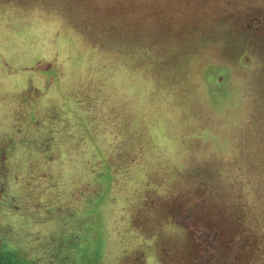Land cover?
Wrapping results in <instances>:
<instances>
[{"label": "rangeland", "instance_id": "rangeland-1", "mask_svg": "<svg viewBox=\"0 0 264 264\" xmlns=\"http://www.w3.org/2000/svg\"><path fill=\"white\" fill-rule=\"evenodd\" d=\"M257 164L264 0H0V264H264Z\"/></svg>", "mask_w": 264, "mask_h": 264}, {"label": "trees", "instance_id": "trees-1", "mask_svg": "<svg viewBox=\"0 0 264 264\" xmlns=\"http://www.w3.org/2000/svg\"><path fill=\"white\" fill-rule=\"evenodd\" d=\"M235 165L237 166V164ZM262 166L263 165L260 166L257 164V166H254V167L250 166V167L245 168V170H243L242 174L244 172H247L248 170H249L248 175L250 174V172H252V178L248 182L244 181V179L242 180L245 184H241L240 193L242 196L245 195V197H248V196L255 197L258 201L256 200L255 202L253 200V202L255 203L254 208L256 209L260 208L261 209L260 211L264 214V171H263L264 169ZM8 175L9 173L0 172V176H8ZM249 183H251V185L253 186H250ZM0 201L4 204V199L0 198ZM2 203L1 205H3ZM260 217H261V220L264 221V216H260Z\"/></svg>", "mask_w": 264, "mask_h": 264}]
</instances>
